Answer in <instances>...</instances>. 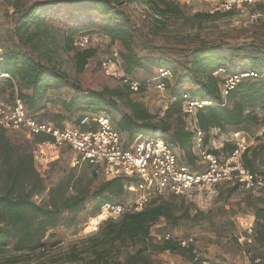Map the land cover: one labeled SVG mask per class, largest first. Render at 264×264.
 Returning <instances> with one entry per match:
<instances>
[{
  "label": "trees",
  "instance_id": "obj_1",
  "mask_svg": "<svg viewBox=\"0 0 264 264\" xmlns=\"http://www.w3.org/2000/svg\"><path fill=\"white\" fill-rule=\"evenodd\" d=\"M131 2L133 0H33L31 2L12 0L9 2L8 6L12 12L8 14L7 11L6 14L13 18L12 37L16 42H13L11 47L0 45L2 50L0 75L9 76V78H0L1 103L13 106L15 99H19L27 115L42 121L33 117L27 110L37 111L46 92L53 85L64 82L65 75L55 65L54 55L59 50L68 53L74 59L77 71L82 72L94 56L95 50L92 48L77 50L72 42L75 37L90 28H96L102 35L110 38L117 48L127 76L135 79L143 73V63L133 49L132 31L110 23L84 21L89 13L116 19L121 16V13L115 9L116 6ZM145 2L159 17L183 19L184 15L180 7L174 2L169 0H145ZM216 14L218 15V13H197L194 16L209 20L215 18ZM253 26L256 27L257 24ZM261 39L263 41L237 48L230 47L224 41H218L200 42L190 49L182 50L185 61L181 71L173 74V79L166 84L173 100L160 120H156L141 102L130 97L131 91L128 87L118 84H94L80 91L69 101L63 102L61 109L66 114H70L84 108L85 111L81 112L74 122L69 123L77 125L82 115L110 113L121 102L128 112L112 126L119 133L126 135L127 144L138 136L160 139L171 148L172 146L178 148L188 162L193 164L196 162L192 151L193 135L185 126L182 96L188 94L199 101L212 103L196 112L197 124L205 136L211 129L222 130L227 127L239 129L245 123L246 110L249 106L260 104L264 107V76L241 82L228 93L224 102L220 92L222 76H215L213 73L220 69L226 75L249 70L262 73L264 37ZM161 67L171 69L166 66ZM142 91L144 86H141L138 92ZM172 118L176 123L167 122ZM50 119L49 122L58 128H62L66 124L64 122L69 121L65 115L58 113L52 114ZM6 132L10 131L0 128V251L12 243L15 251L34 252L44 246L43 240L47 232L59 223L63 213L84 209L86 194L76 192L67 196L74 182L72 176H65L48 189L46 200L39 203L33 201L32 197L45 191V186L40 173L35 169L32 149L34 143L48 139L38 136L32 140L26 139L18 145L11 142ZM157 132H160L158 137H150ZM204 144H207L206 137ZM234 148L232 143L224 142L221 151L227 156ZM209 152L216 156L219 154L218 150L210 149ZM241 161L248 171L264 176L263 171L258 172V168L264 166V144L248 148L242 153ZM129 183L122 178L98 183L92 192V199L96 201L93 208L94 215L101 213L106 206H123V197L129 193L127 190ZM236 189L238 186L231 185L230 192ZM176 198L180 197L172 195L159 197L139 212L125 211L117 220L108 219L103 222L96 235L91 237L94 241V257L90 264H109L106 260L112 255L119 257L122 249L127 246L142 248L136 251L137 257L150 247L157 252L177 253L186 258L190 264H200L193 260L192 247L182 248L172 240H163L156 244L151 240V228L160 219L174 226L182 219L207 218L200 211H194V215L190 216L188 206L178 214ZM247 205L251 207L254 219L251 234L246 236L251 243L245 242L244 246L251 252L252 260L264 255V196H258L253 201L249 200ZM234 240L237 242V237H234ZM131 258L132 261L137 260L136 257Z\"/></svg>",
  "mask_w": 264,
  "mask_h": 264
},
{
  "label": "rangeland",
  "instance_id": "obj_2",
  "mask_svg": "<svg viewBox=\"0 0 264 264\" xmlns=\"http://www.w3.org/2000/svg\"><path fill=\"white\" fill-rule=\"evenodd\" d=\"M12 0H0V45L11 47L13 42V18L7 16L12 12L8 6ZM31 2L33 0H24ZM177 4L182 13L183 19L163 18L155 15V11L145 2V0H133L130 4L116 6V10L121 13L116 19H109L107 16L89 13L84 21L110 23L118 25L132 31L133 49L140 57L144 71L135 80L144 86V91L131 93L130 97L141 102L149 113L160 120L164 117L165 111L172 102L167 88L160 91L156 88V69L161 66L170 67L175 75L181 71L184 58L181 53L184 49H190L200 42L216 43L224 41L230 47H243L256 41H263L264 21L256 27L238 28L234 26L233 17L235 13L222 14L218 12L215 18L205 20L194 15L209 13L211 2L198 0H169ZM8 11V14L6 12ZM82 35L91 38L90 47L95 50L94 56L84 67L82 72H78L74 59L62 50L54 55L55 65L65 75L64 82L58 83L49 89L38 106L37 111L27 112L38 120L51 121L52 114H62L69 121L74 122L77 116L85 111L81 108L77 112L66 114L61 105L69 101L80 91L90 88L94 84H118L124 85L118 79L110 80L104 75L101 68V61L110 54L111 46H115L110 38L102 35L96 28H90ZM226 75L222 73L221 76ZM173 79V78H172ZM151 84V85H147ZM1 103V100H0ZM128 110L121 102L112 112H104L112 125ZM167 122L176 123L174 118ZM264 107L260 104L249 106L246 110L245 123L237 130H240L250 148L257 144H264ZM233 128L222 130L211 129L205 137L207 144L205 148L218 150V157L221 161L226 157V153L221 151L225 140L231 137ZM6 135L13 144H22L26 138L20 133L6 132ZM160 132L154 136L158 137ZM123 139H127L122 134ZM172 151L177 156L178 161L194 171L204 170L205 165L200 162L189 163L183 153L172 146ZM197 159V158H196ZM74 154L62 149L53 165L43 168L40 176L43 179L45 191L32 200L39 203L46 200L49 188L55 186L60 179L65 176H72L74 185L67 193V196L76 192L86 194L85 207L83 210L72 213H63L59 223L46 234L44 246L34 252H18L13 249L10 243L0 251V264H90L94 257V241L91 237L96 235L99 227L106 220H101L93 229L91 221L97 218L93 208L96 203L92 199V192L96 185L105 178L95 176L91 169L85 165L73 166ZM264 172V166L258 168V172ZM231 185L222 183L215 187L212 193H202L192 198H176L179 207L178 214L182 213L184 207L188 206L190 216L194 211H200L206 215V219H182L177 225L168 224L160 219L152 228L150 237L154 244L159 243L156 236L170 235L175 240L192 239L193 260L200 264H243L251 257V252L244 246V242L238 239L249 236V226L252 227V209L247 205L248 201H253L258 196H264L263 191L252 192L247 189H236L230 192ZM133 200L131 193L125 194L123 204L126 206ZM103 215V213L101 214ZM97 216V217H96ZM100 216V215H99ZM234 237H237L235 242ZM247 240V239H246ZM247 243V242H246ZM140 246H127L121 251L119 257L110 256L106 260L109 264H190L188 260L177 253L169 251L157 252L148 247L141 256L137 257L136 251ZM136 255V256H135ZM264 256V255H263ZM131 257H136L132 261ZM131 258V259H130ZM101 264V263H96Z\"/></svg>",
  "mask_w": 264,
  "mask_h": 264
},
{
  "label": "built area",
  "instance_id": "obj_3",
  "mask_svg": "<svg viewBox=\"0 0 264 264\" xmlns=\"http://www.w3.org/2000/svg\"><path fill=\"white\" fill-rule=\"evenodd\" d=\"M202 1L211 2L209 14L235 13L233 23L238 28H248L264 21V0ZM72 45L77 50L91 48V38L79 35L73 39ZM101 68L104 75L118 79L131 93H137L141 86H146L124 73L122 60L115 46H111L110 54L101 61ZM222 73L224 71L220 69L213 74L221 76ZM262 76L264 70L262 73L249 70L222 76L220 92L223 101L226 102L228 93L241 82L259 79ZM0 78L9 76L1 74ZM172 78L171 69L158 68L154 79L156 88L163 91ZM182 100V111L186 117L185 126L193 135V154L197 162L205 165L202 171H191L180 163L171 147L163 140L138 136L127 144L122 134L112 126L109 117L103 112L86 113L79 118L77 125L66 123L62 128H58L49 121H37L27 115L23 103L15 99L13 106L0 103V128L20 133L28 140L38 136L48 139L33 145L32 157L38 173L58 159L62 149H67L74 154L73 166L85 164L95 176L104 177L105 180L114 178L128 180L130 183L127 190L133 195V200L126 206L104 207L101 211L105 215L104 220H117L125 211L139 212L159 197L172 195L190 199L198 194L212 193L215 187L222 183L236 185L238 189L264 192V176L252 173L242 165L241 155L250 148L244 134L240 131L232 132L226 142L232 143L235 148L221 161L205 148V134L196 120L197 110L212 103L199 101L188 94L183 95ZM155 238L159 243L163 240H172L185 249L190 248L192 243L191 238L175 240L168 234ZM238 240L251 243L250 239ZM259 263L264 264V256L248 259L243 264Z\"/></svg>",
  "mask_w": 264,
  "mask_h": 264
},
{
  "label": "bare ground",
  "instance_id": "obj_4",
  "mask_svg": "<svg viewBox=\"0 0 264 264\" xmlns=\"http://www.w3.org/2000/svg\"><path fill=\"white\" fill-rule=\"evenodd\" d=\"M105 219V215H100L98 216L97 218H94L92 221H91V227L90 229H93L101 220H104Z\"/></svg>",
  "mask_w": 264,
  "mask_h": 264
},
{
  "label": "crops",
  "instance_id": "obj_5",
  "mask_svg": "<svg viewBox=\"0 0 264 264\" xmlns=\"http://www.w3.org/2000/svg\"><path fill=\"white\" fill-rule=\"evenodd\" d=\"M235 131H240V130H234L233 132H235ZM241 132V131H240ZM227 140H225V142H226ZM251 218H252V221H253V216H251Z\"/></svg>",
  "mask_w": 264,
  "mask_h": 264
}]
</instances>
